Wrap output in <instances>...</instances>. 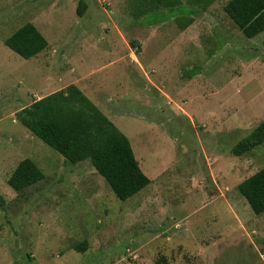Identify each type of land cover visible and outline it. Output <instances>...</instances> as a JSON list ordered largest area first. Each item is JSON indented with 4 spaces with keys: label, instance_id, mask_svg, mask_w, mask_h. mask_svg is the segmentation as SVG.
I'll list each match as a JSON object with an SVG mask.
<instances>
[{
    "label": "rangeland",
    "instance_id": "rangeland-1",
    "mask_svg": "<svg viewBox=\"0 0 264 264\" xmlns=\"http://www.w3.org/2000/svg\"><path fill=\"white\" fill-rule=\"evenodd\" d=\"M80 1L0 0V264H264V216L237 188L264 167V144L231 151L264 120V31L246 37L228 0H181L162 22L142 0H84L83 15ZM28 22L49 42L31 58L5 44ZM180 37L193 41L178 55ZM72 83L152 180L127 200L17 119ZM27 157L45 178L17 191Z\"/></svg>",
    "mask_w": 264,
    "mask_h": 264
},
{
    "label": "trees",
    "instance_id": "trees-1",
    "mask_svg": "<svg viewBox=\"0 0 264 264\" xmlns=\"http://www.w3.org/2000/svg\"><path fill=\"white\" fill-rule=\"evenodd\" d=\"M141 3H144L143 12L152 13L157 22L179 11L183 13L178 8L181 0H142ZM78 7V13L83 15L86 2L81 0ZM224 10L246 37L264 31V0H228ZM177 18L183 28L192 21L184 22L183 15ZM5 44L21 56L31 58L44 51L49 42L35 24L28 22L6 38ZM17 119L69 162L76 164L90 159L121 200L134 196L152 182L142 170L129 137L74 83L34 100L17 113ZM262 144L264 120L231 151L243 156ZM44 178L43 170L27 157L18 163L8 182L20 191ZM237 188L255 214L264 216V167L241 181ZM86 246L82 243L76 249L83 251Z\"/></svg>",
    "mask_w": 264,
    "mask_h": 264
},
{
    "label": "crops",
    "instance_id": "crops-1",
    "mask_svg": "<svg viewBox=\"0 0 264 264\" xmlns=\"http://www.w3.org/2000/svg\"><path fill=\"white\" fill-rule=\"evenodd\" d=\"M191 41H193L192 39H189V38H187V37H180V38H178V43H179V45H181L180 47H177V49L175 50V52H178V55H180L181 53H183V52H187V49H186V47H185V45L186 44H184V42H191ZM140 46V44H138V46H137V48ZM140 49V48H139ZM127 53H129L128 55H127ZM127 53H125V58L126 57H128V56H135V53H134V51L133 50H130V52L129 51H127ZM113 54H116L117 55V57L116 58H123L122 57V55H119L118 53H113ZM113 56H115V55H113ZM132 58V57H131ZM143 67V66H142ZM143 69L145 70V68L143 67ZM153 71L155 72V68H153Z\"/></svg>",
    "mask_w": 264,
    "mask_h": 264
}]
</instances>
